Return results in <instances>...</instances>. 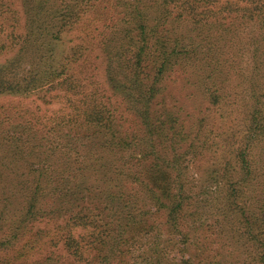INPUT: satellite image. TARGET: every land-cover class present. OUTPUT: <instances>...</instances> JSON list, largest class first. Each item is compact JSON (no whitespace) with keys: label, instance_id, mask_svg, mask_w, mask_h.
I'll return each mask as SVG.
<instances>
[{"label":"trees","instance_id":"16d2710c","mask_svg":"<svg viewBox=\"0 0 264 264\" xmlns=\"http://www.w3.org/2000/svg\"><path fill=\"white\" fill-rule=\"evenodd\" d=\"M19 2L0 264H264V0Z\"/></svg>","mask_w":264,"mask_h":264},{"label":"rangeland","instance_id":"374dc122","mask_svg":"<svg viewBox=\"0 0 264 264\" xmlns=\"http://www.w3.org/2000/svg\"><path fill=\"white\" fill-rule=\"evenodd\" d=\"M8 1V0H7ZM11 3H15L13 5V7L18 10V13L20 15V17L22 16V8L20 5L19 0H9ZM0 60H3L0 58ZM101 77V75H100ZM183 86V81L181 83V79L179 78L176 82H170L169 83V90L171 92H173L174 95H176L177 97H179L180 99H182L183 101L186 99V91L184 89ZM35 96L32 97H26L25 95H22L20 93H14V94H9V93H3L0 95V103L1 104H9V105H21L23 104L24 106H31L32 108H34L36 105H40L41 101L35 99ZM189 102V101H188ZM192 103V102H189ZM43 106V104H42ZM59 107H63V105L61 103L54 105L52 108L53 109H57ZM43 109H45V107L43 106ZM44 112V110L42 111ZM82 228L78 227L77 231H81ZM58 253H60L62 256L65 254L64 251L62 250V248H58Z\"/></svg>","mask_w":264,"mask_h":264}]
</instances>
